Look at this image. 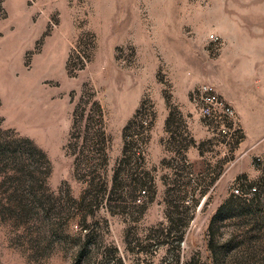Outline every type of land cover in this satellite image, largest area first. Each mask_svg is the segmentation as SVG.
Segmentation results:
<instances>
[{
  "label": "rangeland",
  "instance_id": "1",
  "mask_svg": "<svg viewBox=\"0 0 264 264\" xmlns=\"http://www.w3.org/2000/svg\"><path fill=\"white\" fill-rule=\"evenodd\" d=\"M0 130V264H264V0H0Z\"/></svg>",
  "mask_w": 264,
  "mask_h": 264
},
{
  "label": "built area",
  "instance_id": "2",
  "mask_svg": "<svg viewBox=\"0 0 264 264\" xmlns=\"http://www.w3.org/2000/svg\"><path fill=\"white\" fill-rule=\"evenodd\" d=\"M195 99L204 117L223 121L237 116L235 108L221 97L220 92L212 84H200L195 92ZM234 192L240 193V188L234 187Z\"/></svg>",
  "mask_w": 264,
  "mask_h": 264
},
{
  "label": "trees",
  "instance_id": "3",
  "mask_svg": "<svg viewBox=\"0 0 264 264\" xmlns=\"http://www.w3.org/2000/svg\"><path fill=\"white\" fill-rule=\"evenodd\" d=\"M0 132H1V130H0ZM0 151H1L2 153H6V152H9V151H13V150L10 149L9 146H3V145H0ZM44 156H45V154H44ZM45 157H46V156H45Z\"/></svg>",
  "mask_w": 264,
  "mask_h": 264
}]
</instances>
